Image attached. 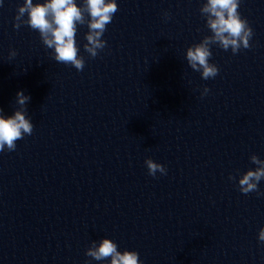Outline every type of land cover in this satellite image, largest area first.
<instances>
[{"label":"clouds","instance_id":"clouds-1","mask_svg":"<svg viewBox=\"0 0 264 264\" xmlns=\"http://www.w3.org/2000/svg\"><path fill=\"white\" fill-rule=\"evenodd\" d=\"M239 2L240 0H203L201 4L199 11L211 34L205 35L200 42L187 48L186 60L191 69L199 72L204 80L214 79L219 73L218 66L209 60L212 56L211 45H217L225 51L231 49L233 54L242 48L252 47L250 41L253 29L238 11ZM117 11L116 0H83L82 4H78L76 0H36L35 3L33 0H24L18 6L14 27L19 29L21 25H27L38 31L45 47L54 50L53 58L57 62L70 64L82 71L85 60L79 54L75 40L77 24L87 25V42L83 47L91 58H95L106 47L107 42L102 37ZM164 16L166 19L170 18L168 12ZM16 54L15 49H12L9 57H15ZM209 91L204 86L201 96L207 95ZM29 100L30 96L25 95L23 90H18L16 104L19 107L14 109V113L6 116L0 110V152L5 149L14 151L17 140L32 134L33 123L26 115V104ZM250 161L256 165L255 168H248L238 177L230 174L229 179L238 178V188L244 194L256 191L258 195H264L258 189L259 182L264 179V159L253 153ZM145 164L149 175L153 177L157 172H167L164 165L151 158H146ZM258 240L264 242V227L259 229ZM85 254L97 261L110 258L109 264H143L136 250L120 251L117 244L108 237L99 242L93 240Z\"/></svg>","mask_w":264,"mask_h":264},{"label":"water","instance_id":"water-1","mask_svg":"<svg viewBox=\"0 0 264 264\" xmlns=\"http://www.w3.org/2000/svg\"><path fill=\"white\" fill-rule=\"evenodd\" d=\"M160 0H116L118 11L103 34L106 47L91 58L84 50L87 25L77 24L75 36L85 66L78 71L53 58V49L42 43L38 31L27 25L14 27L18 6L24 0H0V110L12 115L18 90L30 96L26 115L33 123L31 135L16 141L14 151L0 152V175L41 136L84 92L113 60ZM35 3L36 0H33ZM82 4L83 0H76ZM87 15V14H86ZM27 18V17H25ZM15 49L16 56L9 57Z\"/></svg>","mask_w":264,"mask_h":264}]
</instances>
